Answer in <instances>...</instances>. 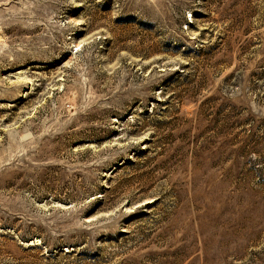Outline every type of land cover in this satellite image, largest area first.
Segmentation results:
<instances>
[{
	"label": "rangeland",
	"instance_id": "374dc122",
	"mask_svg": "<svg viewBox=\"0 0 264 264\" xmlns=\"http://www.w3.org/2000/svg\"><path fill=\"white\" fill-rule=\"evenodd\" d=\"M0 264H264V0H0Z\"/></svg>",
	"mask_w": 264,
	"mask_h": 264
}]
</instances>
